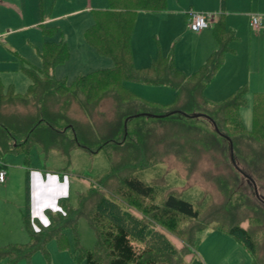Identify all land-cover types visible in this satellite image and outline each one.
Wrapping results in <instances>:
<instances>
[{"label":"rangeland","instance_id":"obj_1","mask_svg":"<svg viewBox=\"0 0 264 264\" xmlns=\"http://www.w3.org/2000/svg\"><path fill=\"white\" fill-rule=\"evenodd\" d=\"M1 1L2 93L12 92L23 97L30 83L24 69L41 67L39 52L44 39L66 42L67 56L53 68L54 77L64 78L66 82H71L79 74L112 65L110 58L98 54L87 45L83 35L93 22L95 10L108 7V0ZM252 12L259 14L264 21V8ZM151 25V32L149 30L145 33L144 43L154 45L157 31L161 44L165 47L163 53L166 56H172L176 65L180 59H188L196 41L194 35L197 33L190 31L187 21L185 29L190 31L187 35H184V25L181 24L180 18L175 15L165 16L160 20L154 19ZM158 26L162 34L156 29ZM249 29L250 27L247 28V32L252 35H261L260 32ZM47 30L50 32L45 34L44 31ZM135 32L136 25L133 35ZM254 40L250 42L255 44L252 49H255L253 54L256 58L258 48L264 49V37L259 40L255 37ZM263 54L264 50L261 55ZM125 85L146 108L135 102L126 107L123 104L128 103L119 100L120 97L113 87L89 90L91 92L88 100L81 92L74 94L71 89L67 93L61 92L60 95L59 92L47 99L51 110L64 111L68 120L77 126L89 128L90 134L95 129L102 140L110 134V127L118 126L112 137L121 140L122 143L119 145L109 143V146L102 147L96 153L82 147H74L65 155L54 148L43 150L35 143L29 149L28 158L24 152H0V161L5 165L6 171V181L0 182V246L8 243L21 244L29 240L25 229L23 228L24 233L19 230L25 206L26 172L55 174L59 180L55 191L57 195L65 192L66 202L72 209L78 207L81 197H88L97 189L110 199L120 200L115 190L120 186L124 176L133 172L135 177L154 187L159 203L164 201L167 193L172 192L191 202L193 207L201 212L202 222H199V219H190L185 224L187 227L183 228V232L177 237L152 222L155 232L161 230L165 233L166 238L174 246L173 252L167 253L162 249L163 246H159L161 241L159 234H152L149 240L141 244L152 242L157 245L161 251L160 255L168 259L166 264L183 262L193 264L194 257L200 259L202 264H251L253 259L251 251L228 233L225 220L229 219L238 220L242 227L249 226L248 229L255 238L252 264H264V203L256 198L252 184L231 164L228 142L218 136L211 122L203 117L187 118L179 113H174V119L168 116L142 115L124 123L126 116L123 114L129 111L135 114L137 112L166 114L179 104L175 102L177 92L174 94V90L168 87L158 89L130 83ZM248 91L246 85L245 103L239 107L238 114L243 127L250 131L253 126L252 103L255 100L253 94L264 91H255L251 94ZM11 105L7 108L25 113L33 111L29 102L28 104L13 102ZM180 107H184L185 113L188 114L216 115L215 108L203 102L199 107L189 103H186V106L180 103ZM122 125L125 126L123 127L125 134H122L120 129ZM92 138L95 141V137ZM139 148L143 149V153L136 154L138 156L135 159L136 163L132 165V172L131 168L124 164L112 177L105 180L111 163L112 169L115 170L119 164L129 159L128 153H137ZM234 153L237 155L239 166L253 178L258 194L264 199V144L240 138L236 142ZM122 157L124 160L120 161ZM120 201L123 207L142 216L138 209ZM95 202L96 198L88 200L86 210L93 209ZM191 224L197 227L192 233L193 244L190 238ZM7 231H12L10 238H7L9 233ZM187 236L190 239L187 240ZM95 246L96 233L93 227L85 216L79 215L75 226L64 227L59 237H50L44 250L35 251L28 259L20 258L15 264H83L84 250H94ZM107 261L108 258L101 259L102 264H107ZM0 264H6V259L1 258Z\"/></svg>","mask_w":264,"mask_h":264},{"label":"trees","instance_id":"obj_2","mask_svg":"<svg viewBox=\"0 0 264 264\" xmlns=\"http://www.w3.org/2000/svg\"><path fill=\"white\" fill-rule=\"evenodd\" d=\"M108 3L109 10H95L93 23L87 27L83 35L86 43L98 54L112 60L111 66L79 74L71 82H66L64 78H56L53 75L54 65L63 61L67 56L68 46L66 42L64 40H44L39 52L41 67L24 69L30 83L23 97L12 92L9 94L2 93L3 86L0 83V152H24L28 158L29 149L35 143L40 145L43 150L54 148L62 151L65 155L74 147H82L96 153L102 147L109 146V143L115 146L119 145L122 143L121 140H115V137H112L115 135L118 126L110 127V134L102 140L95 129L90 134L89 128L77 126L76 123L68 120L64 111L51 110L47 104V99L59 92L60 95L61 92L66 91L67 93L71 89L74 94L81 92L88 100L87 97L90 98L89 92L92 89L113 87L120 97L119 100L122 103H128L123 104L126 107L130 106L131 102L144 107L142 101L137 100L135 95L133 94V96L132 92L127 89L124 84L126 81L169 85L177 92L175 102H179L171 109L177 110L174 113H179V115H182L180 112H186L184 107H180V103L185 106L186 103H189L199 107L200 103L203 102L215 108L216 115L210 116L209 113L208 115L215 121L219 132L228 136L232 141L234 159L237 157L234 150L238 139L247 138L264 144V92L253 94L255 97L252 103L253 126L250 131L243 127L238 114L239 107L245 103V84L218 101L206 97L203 93L204 87L222 64L224 52L230 49L227 46L229 40L223 42L222 39L229 35H231L230 38L234 37L229 31L222 33L219 29L221 23L219 18L213 24L214 34L218 42L217 48L211 52L197 70L185 74L177 68L172 56H157L149 65L144 67H135L132 63L130 37L134 27L135 11L162 10L165 7V0H108ZM44 32L48 34L50 31ZM13 102H24L25 104L29 102L32 104L33 111L25 113L13 108L8 109L7 107L12 106ZM174 113L162 117L168 116L170 119H174ZM123 115L127 118L126 122L137 117L134 116L135 113L130 111ZM123 127L125 126L122 125L120 129L122 134H125ZM215 133L228 142L221 134L216 131ZM92 135L95 137V141ZM138 152L143 153V149L139 148L137 153H128L129 159L119 164L115 170L112 169L111 163L109 174L105 176V180L112 177L117 169L122 168L124 164L131 168L130 172H132V165L136 163L135 159ZM131 155L134 156L133 160ZM123 160L124 157L120 159V161ZM236 160L239 166V161L237 158ZM3 165L0 161V168ZM247 174L249 175V173ZM115 191L120 200L138 209L143 217L132 213L131 210L121 205L120 200L110 199L98 189L90 193L88 197H81L76 209H72L67 204L66 195L63 194L56 198L53 205L44 206L37 212L33 211L29 177L26 175L25 206L21 220L29 240L21 244L8 243L0 246V259L5 258L6 264H15L20 258L28 259L35 251L44 250L50 237H59L64 227H74L77 217L83 215L88 219L96 233L95 249L84 250L85 261L83 264H102L101 259L107 260V258V264H166L168 259H164L163 255H160L161 251L157 245L152 244V242L146 245L141 244L145 240H149L153 236L152 234H159L161 238L159 246H163L162 249H165L167 253L173 252L174 246L166 238L165 233L161 230L156 231V233L153 230L155 226L152 225V222L176 237L183 232V228L187 227L185 224L190 219H199V222H202L200 220L201 212L195 209L191 202L172 192L167 193L164 201L159 203L154 187L135 177L133 172L124 176L120 186ZM91 198H96L94 207L86 210V202ZM249 218L247 217V219ZM225 223H227L228 233L245 244L251 251L253 263L255 238L248 229L249 226L242 227L238 220L232 219L225 220ZM210 225L207 224V226ZM190 229L192 242V233L197 227L195 224H191ZM190 238L186 237L187 240ZM192 261L193 264H202L201 260L195 257ZM181 262H183L182 258ZM182 264L187 263L183 262Z\"/></svg>","mask_w":264,"mask_h":264},{"label":"crops","instance_id":"obj_3","mask_svg":"<svg viewBox=\"0 0 264 264\" xmlns=\"http://www.w3.org/2000/svg\"><path fill=\"white\" fill-rule=\"evenodd\" d=\"M1 3L2 1L0 0V4ZM166 3L168 7H166ZM262 8H264V0H165V7L162 10H136L134 21L136 32L135 35H133V27L130 37L132 63L135 67H144L149 65L157 56H166V54L163 53L165 52V47L162 46L157 31H155L154 45L151 46L148 43H144V39L146 38L145 33L149 32V30L151 32V22L154 19L160 20L165 16H178L181 24L184 25V35H187V33L191 31L185 29L188 12L190 10L217 12L218 17L216 19L219 18L221 21L219 29H221L223 34L225 31L231 32L234 37L230 38L231 35H229L228 37L224 36L222 39L223 42L229 40L227 46L230 49L224 52L222 64L216 70L212 79L204 87V95L212 100H221L244 84L248 86V92L250 94L255 91H264V54L261 55L264 49L258 48V56L254 58L253 52L255 49H252V46H255V44L251 43L255 41V37H257L258 40L264 37V34H262L264 33L263 18L261 17V29L257 31L260 32L261 35L255 36L247 32V28L250 27V16L255 14L252 10H260ZM107 9L109 10V6L97 10ZM215 20H213L212 25L208 28L196 32L197 34L194 35L196 41L188 59H180L177 61V65L175 64L183 73L190 74L197 70L206 61L211 52L217 48L218 42L213 30ZM156 29L162 34L160 26ZM241 30L245 32L242 33ZM249 30L256 32L252 30L251 27ZM109 60L112 64V60ZM252 64L253 67H251ZM126 83L136 86L157 87L158 89H166V87H168L172 89V91L174 90L169 85L165 84L156 85L138 81H126L124 84ZM126 87L129 89L128 86ZM175 92L174 90V94ZM26 175L29 177L33 211L37 212L44 206L53 205L59 195L65 194V192H63L57 195L55 189L59 180L53 173L26 172ZM23 228V225H21L19 230L23 232ZM7 232H9L7 238H10L12 236V231Z\"/></svg>","mask_w":264,"mask_h":264},{"label":"built area","instance_id":"obj_4","mask_svg":"<svg viewBox=\"0 0 264 264\" xmlns=\"http://www.w3.org/2000/svg\"><path fill=\"white\" fill-rule=\"evenodd\" d=\"M217 17V12L190 10L188 12L187 26L190 30L199 32L200 30L211 26L213 20H215ZM249 25L254 31H259L261 29V16L259 14H252L250 16ZM5 178L6 171L4 168H0V182H4Z\"/></svg>","mask_w":264,"mask_h":264},{"label":"water","instance_id":"obj_5","mask_svg":"<svg viewBox=\"0 0 264 264\" xmlns=\"http://www.w3.org/2000/svg\"><path fill=\"white\" fill-rule=\"evenodd\" d=\"M177 110H173L169 113L166 114H151V113H137L134 116H139V115H147V116H153V117H162L164 115H168V114H172L174 112H176ZM183 116L185 117H190V118H196V117H205L207 118L211 124L213 125L214 129L216 132H218L219 134H221V136L225 137L228 140L229 143V156H230V161L233 164V166L247 179L251 182L252 186H253V190H254V194L256 196L257 199L261 200L262 202H264V199L258 194V190L255 184V181L253 180V178L251 176H249L247 173H245L236 163L235 159H234V155H233V148H232V141L230 140V138L222 133L219 132L217 125L215 123V121L207 114L204 113H192V114H188L185 112H180ZM127 121V118L125 119V123Z\"/></svg>","mask_w":264,"mask_h":264}]
</instances>
